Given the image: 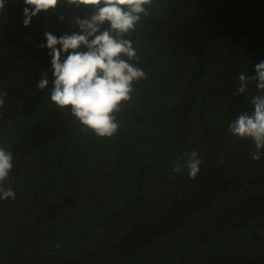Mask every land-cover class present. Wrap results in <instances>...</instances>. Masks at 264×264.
Masks as SVG:
<instances>
[{"label":"trees","instance_id":"16d2710c","mask_svg":"<svg viewBox=\"0 0 264 264\" xmlns=\"http://www.w3.org/2000/svg\"><path fill=\"white\" fill-rule=\"evenodd\" d=\"M25 7L0 10V146L16 193L0 200V264H264V157L229 130L259 94L255 81L239 93L238 76L264 60V0H152L123 37L147 78L106 140L50 102L40 47L91 12L62 0L25 27Z\"/></svg>","mask_w":264,"mask_h":264},{"label":"clouds","instance_id":"9594fccd","mask_svg":"<svg viewBox=\"0 0 264 264\" xmlns=\"http://www.w3.org/2000/svg\"><path fill=\"white\" fill-rule=\"evenodd\" d=\"M62 0H23V24L28 27L33 17L55 11ZM69 6L83 7L89 17H75L78 32L57 37L44 34L49 49L54 76L50 102L65 115H71L81 130L91 132L99 139L115 138L120 130L117 114L131 101L134 82L146 79V73L129 61L139 57L133 43L123 38L135 30L142 16L148 14L152 0H64ZM5 0H0V10ZM61 20L63 16L59 17ZM107 24L108 27H104ZM113 33L117 35H113ZM119 37V38H118ZM59 45V47H57ZM83 46L86 51H79ZM71 50V51H69ZM66 54V58L62 55ZM125 57L127 59H125ZM255 75L238 76V92L247 91L249 81H255L259 94L251 97L252 111H242L230 124V132L240 139L251 140L255 151L253 161L264 157V60L254 65ZM47 72L41 74L39 89H46ZM8 96L0 91V108ZM188 175L195 179L202 165L198 152L185 153ZM14 168V156L0 146V200L15 199L11 187H5Z\"/></svg>","mask_w":264,"mask_h":264}]
</instances>
